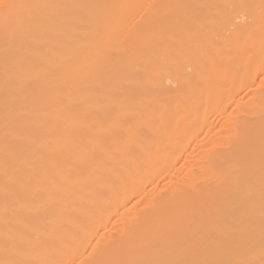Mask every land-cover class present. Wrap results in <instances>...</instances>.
<instances>
[{
  "label": "bare ground",
  "instance_id": "1",
  "mask_svg": "<svg viewBox=\"0 0 264 264\" xmlns=\"http://www.w3.org/2000/svg\"><path fill=\"white\" fill-rule=\"evenodd\" d=\"M0 264H264V0H0Z\"/></svg>",
  "mask_w": 264,
  "mask_h": 264
},
{
  "label": "rangeland",
  "instance_id": "2",
  "mask_svg": "<svg viewBox=\"0 0 264 264\" xmlns=\"http://www.w3.org/2000/svg\"><path fill=\"white\" fill-rule=\"evenodd\" d=\"M213 115H212L213 116L212 122L213 123L216 122L215 124L218 125L221 122V121H218V120H220V118H216L217 120L216 121H213V120H215V114H213ZM212 116H211V118H212ZM217 122H219V123H217Z\"/></svg>",
  "mask_w": 264,
  "mask_h": 264
}]
</instances>
